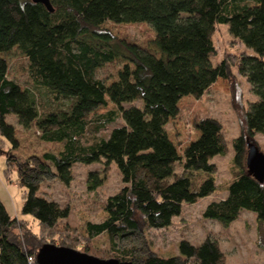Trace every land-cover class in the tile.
Returning <instances> with one entry per match:
<instances>
[{"label":"trees","instance_id":"trees-1","mask_svg":"<svg viewBox=\"0 0 264 264\" xmlns=\"http://www.w3.org/2000/svg\"><path fill=\"white\" fill-rule=\"evenodd\" d=\"M49 1L53 11L31 0H0V137L18 148L15 127L6 121L13 114L24 129L34 124L43 140L63 144L57 154H43L54 172L45 163L35 168L11 157L25 186L21 213L36 220L42 232H61V238L71 242L58 227L69 209L37 193L39 178L53 175L68 185L73 165L109 160L123 186L107 197L105 218L86 223L87 240L105 233L111 253L120 261L218 264L212 241L195 247L181 240L176 255L160 257L145 249L142 232L167 228L183 204L217 190L210 159L224 154L220 123L211 117L198 121L199 138L186 147L181 172L168 183L152 188L133 176L137 168L159 180L172 175L171 165L180 156L165 124L178 113L182 97L200 95L221 80L228 82L234 66L254 96L242 113L243 130L232 141L238 173L227 183L225 195L210 201L202 214L227 227L241 211L252 212L264 249V180L255 179L245 165L247 144H255V134L264 135V0ZM107 21L145 22L155 36L144 48L117 38L103 26ZM214 25H227L252 53L243 51L233 63L222 59L214 64L209 36ZM13 48L28 60L32 87L22 88L7 75L3 55ZM114 60L124 63L117 79L106 85L96 71ZM236 91L235 98L240 99ZM64 99L69 103L59 107ZM107 100L115 109L97 113ZM117 119L121 123L103 134ZM100 185L98 173L88 171V189ZM43 242V236L11 216L0 200V264H37ZM89 251V244L84 245L83 252Z\"/></svg>","mask_w":264,"mask_h":264},{"label":"rangeland","instance_id":"rangeland-1","mask_svg":"<svg viewBox=\"0 0 264 264\" xmlns=\"http://www.w3.org/2000/svg\"><path fill=\"white\" fill-rule=\"evenodd\" d=\"M103 26L117 38L144 48L148 47L155 36L151 26L145 22L113 23L107 21ZM209 36L215 47L212 57L214 64L222 59L233 63L235 57L243 51L252 53L250 49L237 41L227 25H214ZM3 56L8 63V77L14 79L22 88L32 87L26 57L17 48H13ZM123 63L122 60H114L105 64L97 69L96 77L106 85L110 84L117 79ZM231 73V79L228 82L221 80L200 95L191 94L182 97L177 104L178 113L165 124L168 136L175 144L180 156V160L171 165L172 175L159 180L149 171L137 168L133 176V178L144 179L146 184L152 188L168 183L181 172L186 147L190 142L199 138L200 133L196 128L198 121L211 117L220 123L224 154L213 156L210 159L215 165V172L212 175L215 178L217 190L196 199L193 203L183 204L181 214L174 217L167 228H144L142 232L145 240L144 246L152 255L160 257L176 255L181 240H187L195 247L209 240L212 241L217 253L218 264H264V249L259 244V230L255 214L241 211L237 219L227 227H223L215 220L204 218L202 214L210 201L225 195L224 189L227 183L238 173V168L233 163L232 141L243 130L242 113L254 97L250 92L249 84L236 72L234 66L231 67ZM236 90L240 92V99L235 98ZM68 103L69 100L64 99L57 105L65 107ZM109 109H115V106L107 100V105L99 107L96 112L103 113ZM6 121L14 125L15 136L18 140V148L12 149L11 145L0 137V200L8 213L21 219L31 232L43 236V244L47 242L67 247L70 243L73 248L81 252H83V246L89 244L90 254L103 259L115 258L111 253L105 233L91 240H87L85 235L86 223L102 221L106 216L104 203L107 197L118 192L123 186L121 175L114 163L101 159L99 162L90 164H75L71 170L72 180L68 185L63 184L53 175H41L39 178L37 193L55 201L60 207L69 209L68 217L59 221L58 227L73 240L70 242L67 238L68 240L64 241L61 238L63 233L42 232L36 220L30 215L21 213L25 186L20 184L16 166L13 161H10L11 157H14L21 164L28 161L35 168H38L40 163H45L54 172L50 163L44 161L43 154H57L62 150L63 144L43 140L42 131L34 124L24 129L18 125L16 116L13 114L8 115ZM120 123L121 121L117 119L107 126L103 134H107L113 126ZM253 142L264 153V135L255 134ZM91 170L96 171L101 179V185L95 190L87 187V173Z\"/></svg>","mask_w":264,"mask_h":264},{"label":"water","instance_id":"water-1","mask_svg":"<svg viewBox=\"0 0 264 264\" xmlns=\"http://www.w3.org/2000/svg\"><path fill=\"white\" fill-rule=\"evenodd\" d=\"M42 3L49 11H53L49 0H31ZM245 165L255 179L264 180V153L253 143L247 144ZM37 264H139L134 261H120L116 258L103 259L79 250L58 246L52 243L41 245L36 254Z\"/></svg>","mask_w":264,"mask_h":264}]
</instances>
